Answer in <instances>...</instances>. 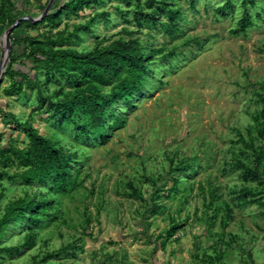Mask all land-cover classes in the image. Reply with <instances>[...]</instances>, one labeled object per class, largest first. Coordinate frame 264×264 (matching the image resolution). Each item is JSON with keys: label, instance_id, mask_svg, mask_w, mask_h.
<instances>
[{"label": "rangeland", "instance_id": "obj_1", "mask_svg": "<svg viewBox=\"0 0 264 264\" xmlns=\"http://www.w3.org/2000/svg\"><path fill=\"white\" fill-rule=\"evenodd\" d=\"M48 2L12 0L0 11V55L3 32L24 18L0 79V148H26L29 125L74 154V184L0 179V215L25 195L49 203L48 217L2 241L32 234L36 243L1 253L0 264H264V0H55L30 25ZM243 15L252 25L234 33ZM118 40L150 55L147 82L132 107H109L122 127L106 142L86 140L76 127L89 123L86 110L53 113L48 101L92 76L36 67L25 48L93 53Z\"/></svg>", "mask_w": 264, "mask_h": 264}, {"label": "trees", "instance_id": "obj_2", "mask_svg": "<svg viewBox=\"0 0 264 264\" xmlns=\"http://www.w3.org/2000/svg\"><path fill=\"white\" fill-rule=\"evenodd\" d=\"M4 2L13 5L12 0H1L0 11L3 9ZM16 3L19 2L16 1ZM228 5L229 1H227ZM168 13L172 21L176 12ZM47 17L48 14L38 22H30V25L37 26ZM251 23L249 16L243 15L238 21L237 29L233 32L243 33L248 26L252 25ZM26 24L29 23L26 22ZM174 31L176 29L170 24L169 32L172 34ZM71 37V33L59 36L57 43ZM20 41L25 43L29 40L23 38ZM25 50L36 67L44 64L49 71L66 75L72 73L75 77L79 73L92 76L93 79L87 87L77 91L73 96H65L62 100L55 102L48 101V107L53 113L71 114L74 105L86 110L89 123L76 124L78 132L86 140L90 136H95L100 141L106 142L109 138L108 132L122 127L125 120L121 116H116L109 110V107L121 102L132 107L131 98L141 94V87L147 82L148 68L144 62L150 55L145 56L146 58L142 56L136 40L125 42L118 40L112 42L104 50L93 53L53 49L40 42H32ZM168 57H175L173 51ZM102 87H108V89L104 91ZM12 93L9 92L8 95H13ZM74 97H76V103ZM262 117L264 120V109ZM23 127L28 140L26 148H17L9 144L0 148V179H19L22 184L30 187L49 185L50 190L61 189L67 184L73 185L71 169L77 164L74 154L65 152L56 145L55 140L38 134L33 127L29 125ZM262 132L264 133V124ZM259 153L264 155L263 147L259 149ZM10 169H13V172L10 173L8 171ZM48 205L46 201L25 195L4 206L0 215V256L1 253H10L21 247H32L36 243L32 234L24 236L22 243H18L17 246H6L2 244V241L7 238V234H14L17 226L23 227V222L26 221L23 227L26 231L30 226L40 222V216L48 217ZM175 229L176 227L168 231V236L172 235Z\"/></svg>", "mask_w": 264, "mask_h": 264}, {"label": "water", "instance_id": "obj_3", "mask_svg": "<svg viewBox=\"0 0 264 264\" xmlns=\"http://www.w3.org/2000/svg\"><path fill=\"white\" fill-rule=\"evenodd\" d=\"M55 0H49L48 4L46 5L43 13L38 16L37 18H31L28 17L27 20L31 23H35L38 22L40 20H42L49 12L50 6L52 5V3ZM24 18H19L15 24H13L12 26H10L5 32H3L2 36H1V55H0V79L4 73L7 61H8V57H9V53H10V49H11V40H10V34L12 32V30L14 29V27L20 23L21 20H23Z\"/></svg>", "mask_w": 264, "mask_h": 264}]
</instances>
